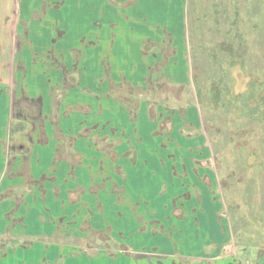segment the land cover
<instances>
[{"label":"rangeland","instance_id":"obj_1","mask_svg":"<svg viewBox=\"0 0 264 264\" xmlns=\"http://www.w3.org/2000/svg\"><path fill=\"white\" fill-rule=\"evenodd\" d=\"M14 1L6 0L3 4L0 0V14L5 5L6 14L12 16L10 5ZM165 10L172 11L166 23L172 29L180 27L174 9L166 6ZM234 22L237 29L231 37L235 36V41L226 42V32ZM184 23L187 42H182L188 48L177 64L189 72L186 84L158 76L159 80L147 88L135 90V86L124 83L113 87L114 97L129 107L132 119L140 105L145 107V100L157 104L149 113L151 118L156 116L161 121L154 135L170 131L171 137L180 133L187 138V149L182 150L186 157L173 160L176 164L171 170L167 161L165 165L164 159L156 158L168 168L165 180L172 179L171 185L162 184V170L157 165L155 174L150 167V178L158 182V189L151 196L142 197L139 192H132L130 186L124 188L128 185L121 162H111L100 154L107 152L115 158L116 145L112 140L121 136L111 134L108 128L103 130L109 115L103 114V94L93 91L92 110L89 106L79 107L86 108V124H91L92 129L81 133L89 136L90 156L101 169L90 176L86 172V181L80 176L75 179L72 174L58 180L52 178L55 181L46 182L50 188L40 189V193L35 189H39L37 185L23 200L24 208L17 209L19 204L9 201L0 203V208L9 205L13 212L26 209L31 213L30 222L34 220L33 205L40 204L37 230L53 231L50 235L20 239L2 237L0 264H59L68 253L94 255L96 259L99 254L103 259L100 264H264V0H187ZM217 38L223 40L218 43ZM4 60L6 71L0 69V75L5 78L7 57ZM76 67L78 70L79 65ZM92 69L98 72L91 74L96 78L91 88L97 86L103 93V65H91V72ZM70 77L66 85L73 83ZM145 89L148 92L144 93ZM56 96L59 94L53 97V116L49 119L57 118ZM20 101L28 116L37 111L33 102ZM195 134L203 138H190ZM144 135H149L148 129ZM162 143L168 145L164 140ZM19 144L13 140L11 149L17 151ZM131 146L116 148L119 152L127 151L128 165L130 154L137 149V145ZM156 148L158 151V143ZM194 154L198 158L192 159L190 155ZM86 161L85 158L80 165ZM128 165L125 169L130 168ZM45 178L40 179V184L44 185ZM74 179V191L67 193ZM46 194L47 204L42 199ZM203 197L210 209L206 208V214L201 216L195 200ZM70 214L75 221H71ZM20 219L15 216L9 220L7 231L15 233L21 229ZM198 220L203 222L199 224ZM18 222L20 228L16 230L18 226L14 225ZM6 245L15 250L2 251Z\"/></svg>","mask_w":264,"mask_h":264},{"label":"crops","instance_id":"obj_2","mask_svg":"<svg viewBox=\"0 0 264 264\" xmlns=\"http://www.w3.org/2000/svg\"><path fill=\"white\" fill-rule=\"evenodd\" d=\"M186 1L15 0L10 5L13 9L12 16L10 13L6 14L4 5V12L0 14V69L6 71L4 59L7 57L8 72L5 78L0 75V194L10 195L1 199L0 203L9 201L13 205L18 203L17 209H20V206L24 208L23 200L37 185L39 189H35L38 192L40 189L46 190L50 188L46 182L58 180L61 176L70 177V174L75 179L80 176L86 181V172L90 176L97 168L101 169L99 162L93 163L90 156L89 136L82 134L86 129H92L91 124H86L88 113L86 108H79L89 106L92 110L93 91L96 95L103 94V114L106 112L109 115L103 130L108 128L111 134L121 136L112 140L116 145L115 158L107 152L100 154L111 162H121L128 185L124 188L129 189L130 186L132 192H139L142 197L151 196L152 191L158 189V182H153L150 178L153 172L151 169L155 174L154 167L157 165L162 170V184L171 185L172 179L165 180L168 168L156 158L164 159L165 165L167 161L171 170L178 159L186 157L182 150L187 149L189 143L184 141L187 138L180 133L171 137L170 131H158L159 134L154 135L157 124L160 126L161 121L157 120L156 116L151 118L149 113L153 107L157 108V104L153 100H145V107L142 109L140 105L136 117L132 119L127 105L114 97L111 85L124 83L139 89L143 88L142 86L147 88L159 80L158 76L174 83L188 82L189 72L177 64L180 56H186L188 48L187 43H183L185 39L187 42V28L184 23ZM5 2L6 0H3V4ZM166 6L174 9L180 27L176 25V28L172 29L166 23V17L170 20L172 12L166 13ZM235 28L234 22L226 32V42H230V39L235 41V36L231 37L232 32H236ZM221 40L217 38L218 43ZM241 45L246 48V43L244 45L242 42ZM76 64L79 65V71ZM91 65H103V93H100L102 91H99L97 86L94 90L91 88V82L96 79L91 74L98 72L93 69L91 72ZM69 76L73 83L68 82L69 85H66L65 81L69 80ZM146 91L145 89L144 93ZM57 94L59 96H56L58 100L55 101L54 108L57 118L49 119L53 116V97ZM20 100L33 102L38 107L35 109L37 111L28 116L29 112L20 106ZM67 107L75 109L66 110ZM186 112L187 115L188 111ZM13 119L25 121L29 126L24 134L15 136L22 144L17 146V151L9 147L10 125ZM83 127L85 128L82 129ZM112 129L115 132H112ZM146 129L149 131L148 136L144 135ZM195 135L190 138H203V135ZM163 140L168 145L162 143ZM157 143L160 149L158 151ZM134 144L137 149L134 154H130L128 165L125 163L126 159L128 160L127 151L119 152L116 148L120 145L132 147ZM192 148H195V144ZM190 156L192 159L198 158L195 154ZM85 158L86 163L80 165ZM127 165L130 166L129 169H125ZM42 177H46L44 185L39 182ZM75 179L74 185H69L66 189L67 193L74 191ZM198 182L200 183L199 180ZM199 186L200 184L196 183V187ZM189 187L185 190H189ZM51 189L53 190V187ZM42 199H45L47 204L49 195L46 194V198ZM195 205L196 209L199 208L198 214L201 216L206 214V208L210 209V205H205L204 197L196 198ZM33 207L34 222L29 221L31 213L26 209L13 212L9 205L1 207L0 226L3 225V228H0V239L7 238L8 235L20 239L53 234L50 230H37L36 223L41 219L40 204ZM16 208L14 207V210ZM71 212L74 214L73 210ZM72 214L69 218L75 221ZM15 216L21 218L20 223H23L24 228L21 226L19 229L18 222L14 226H18L16 230H19L10 233L7 231L9 220H13ZM198 222L200 224L203 221ZM6 246L2 251H7L8 248L15 250L12 245ZM61 246L68 248L66 244ZM98 255L96 259L93 258L96 257L94 255L81 257L82 255L74 256L68 253L65 260L59 264H100L103 259ZM39 260L36 259V262Z\"/></svg>","mask_w":264,"mask_h":264},{"label":"trees","instance_id":"obj_3","mask_svg":"<svg viewBox=\"0 0 264 264\" xmlns=\"http://www.w3.org/2000/svg\"><path fill=\"white\" fill-rule=\"evenodd\" d=\"M115 87V85H111V89ZM138 90V87H132V89ZM114 89V88H113ZM58 100V99H57ZM55 100V101H57ZM129 108V107H128ZM136 112V111H135ZM134 114V113H133ZM136 114V113H135ZM134 114V116H135ZM23 128V129H20ZM29 128V126L27 125V123L25 121H19L18 119H13L10 125V143H9V147H11L13 145V139H15L19 134H24L25 131ZM17 133V134H16ZM16 136V137H15ZM5 197V195L1 194L0 195V200L3 199Z\"/></svg>","mask_w":264,"mask_h":264}]
</instances>
